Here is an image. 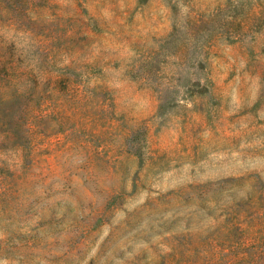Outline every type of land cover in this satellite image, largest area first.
Segmentation results:
<instances>
[{"label": "rangeland", "instance_id": "374dc122", "mask_svg": "<svg viewBox=\"0 0 264 264\" xmlns=\"http://www.w3.org/2000/svg\"><path fill=\"white\" fill-rule=\"evenodd\" d=\"M0 264H264V0H0Z\"/></svg>", "mask_w": 264, "mask_h": 264}]
</instances>
